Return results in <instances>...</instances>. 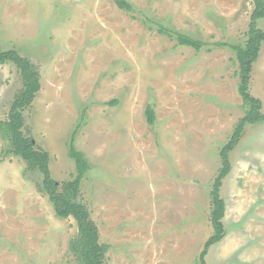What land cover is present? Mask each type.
<instances>
[{
    "label": "rangeland",
    "instance_id": "obj_1",
    "mask_svg": "<svg viewBox=\"0 0 264 264\" xmlns=\"http://www.w3.org/2000/svg\"><path fill=\"white\" fill-rule=\"evenodd\" d=\"M0 0V51L38 68L23 132L70 179L75 146L90 171L81 199L109 246L105 264H197L212 235L211 185L244 106L230 46L243 45L252 0ZM264 30V18L257 23ZM199 40L198 52L159 28ZM21 87L0 65V120ZM251 94L264 114V43ZM152 107L154 124L146 121ZM0 134V264H75L73 219L60 220ZM222 182L223 238L205 264H264V123L248 126Z\"/></svg>",
    "mask_w": 264,
    "mask_h": 264
},
{
    "label": "trees",
    "instance_id": "obj_2",
    "mask_svg": "<svg viewBox=\"0 0 264 264\" xmlns=\"http://www.w3.org/2000/svg\"><path fill=\"white\" fill-rule=\"evenodd\" d=\"M252 2L253 10L245 42L243 45L230 46L235 53L238 67L237 91L245 108L244 115L237 121L226 144L219 152L221 167L209 192L212 235L207 240L197 264H205L203 258L207 249L225 235L222 224L225 203L220 190L223 180L231 169L229 154L239 144L246 127L264 123L262 103L250 91L252 67L264 43V30L257 25L258 21L264 18V0H252ZM116 5L121 10L132 9L125 0H116ZM158 31L167 36H175L178 45L193 48L196 52L205 46L199 40L179 33L174 34L162 27ZM5 63H12L16 67L21 82L20 89L10 103L6 120H0V134L8 143L6 155L23 160L26 165L24 174L32 175L37 191L47 197L58 219L74 220L77 235L71 240L69 249L75 256V264H105L109 246L99 242L98 228L81 199V184L90 171V165L84 154L75 146V136L80 126H76L67 142L68 157L74 163L75 172L70 179L57 181L51 176L49 153L36 145L32 138L26 137L23 132L24 111L31 105L36 93L40 90L38 68L31 60L22 57L15 50L0 51V65ZM145 114L147 123L153 125L155 120L153 108L147 107Z\"/></svg>",
    "mask_w": 264,
    "mask_h": 264
}]
</instances>
